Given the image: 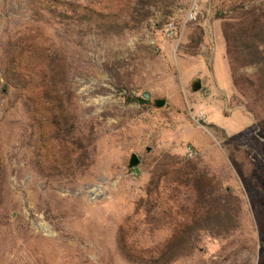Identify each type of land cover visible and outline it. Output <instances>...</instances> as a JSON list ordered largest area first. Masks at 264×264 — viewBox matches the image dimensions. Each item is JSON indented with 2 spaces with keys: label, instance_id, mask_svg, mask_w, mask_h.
<instances>
[{
  "label": "rangeland",
  "instance_id": "rangeland-1",
  "mask_svg": "<svg viewBox=\"0 0 264 264\" xmlns=\"http://www.w3.org/2000/svg\"><path fill=\"white\" fill-rule=\"evenodd\" d=\"M69 2L129 29L0 0V264H160L205 212L201 176L236 227L190 235L170 264H264V109L234 86L222 33L264 0Z\"/></svg>",
  "mask_w": 264,
  "mask_h": 264
},
{
  "label": "trees",
  "instance_id": "trees-1",
  "mask_svg": "<svg viewBox=\"0 0 264 264\" xmlns=\"http://www.w3.org/2000/svg\"><path fill=\"white\" fill-rule=\"evenodd\" d=\"M32 6L34 14L37 16L47 13L56 19L65 22H74L86 26H94L101 29L106 35H122L129 29V20L116 18L118 13L108 14L96 12L89 7L69 2V0H27ZM253 2L254 0H246ZM146 0H138L134 10L145 8ZM223 37L226 43V55L231 70L232 81L240 94L253 101L254 106L264 109V9L257 5L249 9L244 5L233 8L230 13L223 18ZM200 38L196 45H200ZM247 69H254L253 75L244 73ZM15 75V73H14ZM16 76V75H15ZM143 103L147 100L141 99ZM30 107V104H29ZM58 119V117L56 118ZM198 190V205L205 211L200 214L199 210L193 212V223L180 232L182 237H175L167 250L159 260L160 264H170L177 258V252L184 246H188L190 235L204 231L225 230L228 232L236 227L235 211H216L217 207L210 205L209 200L213 197V189L205 176H201ZM1 198V194H0ZM234 214V215H233Z\"/></svg>",
  "mask_w": 264,
  "mask_h": 264
},
{
  "label": "water",
  "instance_id": "water-1",
  "mask_svg": "<svg viewBox=\"0 0 264 264\" xmlns=\"http://www.w3.org/2000/svg\"><path fill=\"white\" fill-rule=\"evenodd\" d=\"M202 87H203V85H202L201 80H197L193 84V90L196 93L200 92L202 90ZM144 99L145 100L151 99V92L150 91H147L144 94ZM166 105H167V100H165V99L156 100V102H155V106L158 109H163L166 107ZM140 165H141V159L138 157V155L133 154L131 157V160H130V168L133 170H136Z\"/></svg>",
  "mask_w": 264,
  "mask_h": 264
},
{
  "label": "built area",
  "instance_id": "built-area-1",
  "mask_svg": "<svg viewBox=\"0 0 264 264\" xmlns=\"http://www.w3.org/2000/svg\"><path fill=\"white\" fill-rule=\"evenodd\" d=\"M200 7L197 5L193 8V10L190 13L189 20L196 21L199 17V11Z\"/></svg>",
  "mask_w": 264,
  "mask_h": 264
}]
</instances>
